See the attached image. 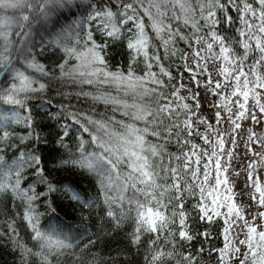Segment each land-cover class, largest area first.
Segmentation results:
<instances>
[{
	"label": "snow or ice",
	"instance_id": "6c2138e0",
	"mask_svg": "<svg viewBox=\"0 0 264 264\" xmlns=\"http://www.w3.org/2000/svg\"><path fill=\"white\" fill-rule=\"evenodd\" d=\"M0 212L16 264H264V0H0Z\"/></svg>",
	"mask_w": 264,
	"mask_h": 264
},
{
	"label": "trees",
	"instance_id": "16d2710c",
	"mask_svg": "<svg viewBox=\"0 0 264 264\" xmlns=\"http://www.w3.org/2000/svg\"><path fill=\"white\" fill-rule=\"evenodd\" d=\"M110 53L111 56L113 57L115 62H119L121 60L124 59V52L122 51V49L120 47H115L110 49ZM10 107V106H9ZM36 113H39V115H36ZM49 113V108L47 105H36L33 108V118L38 121L41 125V127H38L36 129V131H38L40 133V135L44 138H46V140L42 141V143H47V146L45 148V156L47 157L48 154L50 153V150L53 147V143L54 141L57 139L56 136V128L52 127L53 125H55V121L52 120L50 118V116L48 115ZM49 133H51V135H49ZM20 135H23V132L19 133ZM53 165L51 164V162H48V167L51 168ZM62 173L61 174H57V173H53V176L56 177L57 179L62 177ZM77 181L79 182L80 186L86 190L89 191V195L90 197L94 198L95 197V187L92 183V179L93 178H86V177H77L76 178ZM102 199V198H101ZM17 204L19 205L20 202L17 201ZM59 204H63V207H58L57 205ZM53 207H56V211L58 214L63 215V213L65 211H71L70 208L67 207L66 201L62 202L60 200H57L54 204ZM18 211H23V206L21 205L18 209ZM40 212H41V223L44 222V220L46 219V217L48 215H51V212H45V209L43 207L40 208ZM85 215H87V212L85 213ZM102 215V214H101ZM8 219V216H5L3 212H0V225H3L5 223V221ZM92 219L96 220L97 222V227L96 228H89L87 231H85L84 233H82L81 236L77 237L76 240L73 241L74 244H80L81 246L83 244L88 243V239L87 237L89 235H91L93 232H98L99 231V227H100V221L97 218V209H93L92 210ZM17 226L19 228L20 231V235H21V239L22 240H27L28 236H27V232L29 231L28 229H26L25 227V222H23L21 219L17 218ZM106 230L111 231V229H108L107 226ZM215 234V233H214ZM122 233L120 235L114 236L112 239L108 240L105 239L103 241L104 244H107L109 248H116L118 245L116 243L117 240L122 238ZM93 239H96V236L92 237ZM103 246V244H98L97 247L93 248L92 251H100L101 247ZM29 247H31V244H29ZM107 249H104L102 255H107ZM115 253L113 252V255ZM18 257L13 256L12 254H10V251L8 250V248L6 247V242L4 241H0V264H16ZM61 260L63 261V257H61Z\"/></svg>",
	"mask_w": 264,
	"mask_h": 264
},
{
	"label": "rangeland",
	"instance_id": "374dc122",
	"mask_svg": "<svg viewBox=\"0 0 264 264\" xmlns=\"http://www.w3.org/2000/svg\"><path fill=\"white\" fill-rule=\"evenodd\" d=\"M241 179H243V177H242ZM237 201H238V202H240V201H241V197H240V195H239V194L237 195Z\"/></svg>",
	"mask_w": 264,
	"mask_h": 264
}]
</instances>
